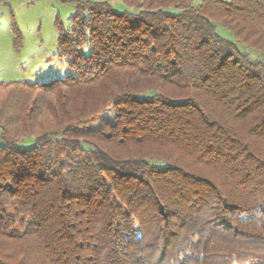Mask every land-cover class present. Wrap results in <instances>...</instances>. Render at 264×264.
I'll return each instance as SVG.
<instances>
[{
  "label": "trees",
  "instance_id": "1",
  "mask_svg": "<svg viewBox=\"0 0 264 264\" xmlns=\"http://www.w3.org/2000/svg\"><path fill=\"white\" fill-rule=\"evenodd\" d=\"M62 1L75 73L0 81V264H264V0Z\"/></svg>",
  "mask_w": 264,
  "mask_h": 264
},
{
  "label": "rangeland",
  "instance_id": "2",
  "mask_svg": "<svg viewBox=\"0 0 264 264\" xmlns=\"http://www.w3.org/2000/svg\"><path fill=\"white\" fill-rule=\"evenodd\" d=\"M115 10H131L120 0H107ZM203 0H193L197 7ZM76 4L62 0H0V81L27 82L30 84L47 83L64 79L75 72L70 68V58H62L58 52V25L71 32ZM176 12V11H175ZM13 23L22 36L19 51L14 47ZM218 34L236 43L234 36L216 24ZM241 51L264 63V54L237 44ZM90 48L83 49L90 54ZM114 117L110 110L103 120ZM101 122L96 121V127ZM20 145L27 149L34 146V140L23 138Z\"/></svg>",
  "mask_w": 264,
  "mask_h": 264
}]
</instances>
